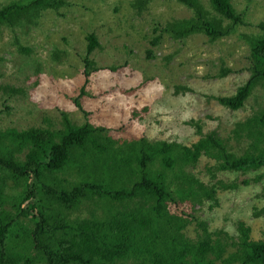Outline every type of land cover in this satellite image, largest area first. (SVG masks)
Listing matches in <instances>:
<instances>
[{
	"label": "trees",
	"instance_id": "16d2710c",
	"mask_svg": "<svg viewBox=\"0 0 264 264\" xmlns=\"http://www.w3.org/2000/svg\"><path fill=\"white\" fill-rule=\"evenodd\" d=\"M151 1L138 4L144 8ZM176 1L192 16L158 26L155 33L176 41L204 34L216 41L246 25L233 0H208L209 10L201 0ZM68 5L69 0L11 1L0 7V28H36L44 13ZM257 28L260 33L246 36L249 77L234 94L216 97L233 111L264 88V21ZM85 41L88 84L97 71L90 56L100 43L95 33ZM51 53L59 61L67 56L66 49ZM230 71L223 68V76ZM0 89L9 97L22 92L9 84ZM86 89L79 88L74 103L88 118L92 113L81 102ZM257 103L258 110L226 138L204 134L200 121L191 119L200 137L189 143L144 136L119 142L107 126L75 124L64 111L57 128L49 115L28 128H0V264H264V240L242 218L229 220L233 231L210 225L221 191L258 186L256 195L264 194V106ZM6 179L16 192L6 193ZM256 210L264 216V208Z\"/></svg>",
	"mask_w": 264,
	"mask_h": 264
},
{
	"label": "rangeland",
	"instance_id": "374dc122",
	"mask_svg": "<svg viewBox=\"0 0 264 264\" xmlns=\"http://www.w3.org/2000/svg\"><path fill=\"white\" fill-rule=\"evenodd\" d=\"M11 1L0 0V7ZM201 1L209 10L208 0ZM233 2L246 25L216 41L204 34L176 41L161 30L154 32L158 26L192 16L191 10L176 0H153L144 8L138 0H69L58 13H44L36 28L1 27L0 58L4 61L0 64V87L9 84L22 92L9 97L0 89V128L39 125V118L46 115L55 119L57 128L64 111L75 124L89 120L107 126L119 142L144 136L189 143L200 137L188 124L191 119L200 121L204 134L217 132L228 137L237 122L258 110L257 102L264 106L262 87L237 111L216 100L234 94L249 77L246 36L260 33L257 25L264 21V0ZM90 33L96 34L100 46L90 56L97 71L87 84L83 59L88 53L85 36ZM158 35L159 44L153 46L151 41ZM19 45L33 51H19ZM55 49H66V58H53ZM223 68H229L230 73L223 76ZM83 85L87 94L81 102L84 110L92 113L88 118L74 103ZM176 86H188L190 91H178ZM118 128H122L120 133ZM229 144L237 149L235 141ZM7 181L10 188L6 193L15 191L13 182ZM259 189L221 191L211 227L233 231L229 220L242 218L251 226L252 235L264 240V216L255 213L264 208V194L256 195ZM188 233L194 235L193 225Z\"/></svg>",
	"mask_w": 264,
	"mask_h": 264
}]
</instances>
